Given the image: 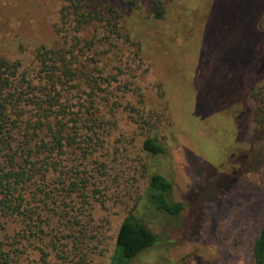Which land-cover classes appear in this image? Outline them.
<instances>
[{"label": "rangeland", "instance_id": "obj_1", "mask_svg": "<svg viewBox=\"0 0 264 264\" xmlns=\"http://www.w3.org/2000/svg\"><path fill=\"white\" fill-rule=\"evenodd\" d=\"M262 1L163 0L164 16L150 20L144 16L152 0H142L136 37L151 39L148 47L133 64L100 59L103 73L95 77L104 117L100 110L96 131L78 138L86 170L107 167L103 195L89 205L103 236L93 264H110L118 228L130 213L157 241L129 264H254L253 245L264 226V123L256 114L264 73L244 87L240 102L222 97L264 62L251 63L247 49L258 38L255 20L264 31V13L256 19ZM62 4L0 0V55L30 66L37 46L59 44ZM150 134L166 147L159 159L142 149ZM154 170L172 181L173 201L184 204L181 215L148 204L146 181Z\"/></svg>", "mask_w": 264, "mask_h": 264}, {"label": "trees", "instance_id": "obj_2", "mask_svg": "<svg viewBox=\"0 0 264 264\" xmlns=\"http://www.w3.org/2000/svg\"><path fill=\"white\" fill-rule=\"evenodd\" d=\"M152 4L144 18L160 20L164 2ZM142 13V0H64L56 26L59 44L37 46L30 66L0 55V264H93L103 236L89 205L103 195L107 167L86 170L88 157L78 150L84 149L78 138L96 131L100 110L104 117L95 77L103 73L100 59L133 64L148 47L151 39L136 37ZM263 13L264 7L256 19ZM254 23L258 38L252 37L247 48L251 63L264 59V31ZM251 72L247 83L226 92L223 103L240 102L244 87L264 73V62ZM165 100L170 109L168 93ZM256 100L262 124L264 95ZM142 149L154 159L166 153L153 134L145 136ZM172 191L167 175L150 173L148 204L179 216L184 204L173 201ZM156 241L151 228L130 213L118 228L110 264H129ZM253 257L254 264H264V226Z\"/></svg>", "mask_w": 264, "mask_h": 264}]
</instances>
